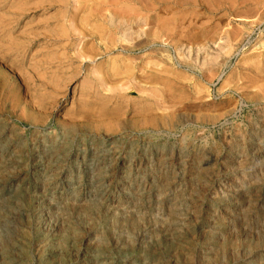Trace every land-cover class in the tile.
<instances>
[{
  "label": "rangeland",
  "instance_id": "rangeland-1",
  "mask_svg": "<svg viewBox=\"0 0 264 264\" xmlns=\"http://www.w3.org/2000/svg\"><path fill=\"white\" fill-rule=\"evenodd\" d=\"M236 1L0 0V264H264V0Z\"/></svg>",
  "mask_w": 264,
  "mask_h": 264
},
{
  "label": "bare ground",
  "instance_id": "bare-ground-1",
  "mask_svg": "<svg viewBox=\"0 0 264 264\" xmlns=\"http://www.w3.org/2000/svg\"><path fill=\"white\" fill-rule=\"evenodd\" d=\"M67 1V0H66ZM128 1H130V0H128ZM147 1H149V0H147ZM227 2L229 1V0H226ZM255 1V0H254ZM63 2V1H62ZM144 2V1H143ZM236 2H238V0L236 1ZM253 2V1H252ZM68 3V2H67ZM124 3V2H123ZM138 3V2H137ZM234 3V2H233ZM256 3H257V0H256ZM66 4V3H65ZM145 4V3H144ZM150 4H152V3H150ZM120 5V4H119ZM128 5V4H127ZM126 4L125 5H123V6H127ZM229 5V4H228ZM132 6H133V4H132ZM153 6V5H152ZM231 6V5H230ZM234 6V5H233ZM68 7V6H67ZM117 7H118V5H117ZM130 7V6H129ZM232 7V6H231ZM238 7V6H237ZM65 8V7H64ZM84 8V7H83ZM150 8V7H149ZM141 9V8H140ZM67 10V9H66ZM69 10V9H68ZM139 11V10H138ZM137 12V11H136ZM140 12V11H139ZM147 12V11H146ZM152 12V11H151ZM169 12V11H168ZM128 13V12H127ZM141 13V12H140ZM145 13V12H144ZM143 13V14H144ZM64 14V13H63ZM122 14H123V12H122ZM110 15V14H109ZM134 15V14H133ZM138 16V15H137ZM110 17V16H109ZM144 17V16H143ZM161 19V18H160ZM131 20V19H130ZM140 21V20H139ZM158 21H159V18H158ZM151 23H152V21H150ZM64 23V22H63ZM137 23H138V21H137ZM144 23V22H143ZM145 23H146V21H145ZM156 23H159V22H156ZM154 24H155V22H154ZM150 25V24H149ZM164 25V24H163ZM168 25V24H167ZM100 26V25H99ZM147 26V25H146ZM102 27V26H101ZM127 27H128V25H127ZM139 27H140V29H141V26L139 25ZM148 27V26H147ZM156 27V26H155ZM130 28V27H129ZM157 28H158V26H157ZM99 29V28H98ZM96 30V29H95ZM103 30V29H102ZM139 30V29H138ZM155 30H157V29H154V32H155ZM160 30V29H159ZM158 30V31H159ZM120 31V30H119ZM151 33V32H150ZM158 33H160V31L158 32ZM164 33V32H163ZM157 34V33H156ZM148 35H149V32H148ZM208 35V34H207ZM161 36H162V34H161ZM159 37V36H158ZM120 38V37H119ZM168 40V39H167ZM229 40V39H228ZM246 41V40H245ZM127 42V41H126ZM146 42V41H145ZM241 42V41H240ZM138 44H140V43H138ZM137 44V45H138ZM227 45V44H226ZM150 46V45H149ZM230 46H232V45H230ZM124 47V46H123ZM153 47V46H152ZM225 47V46H224ZM227 47V46H226ZM126 48V47H125ZM128 48V47H127ZM151 48V47H150ZM150 48H148V49H150ZM228 49L230 48L229 46L227 47ZM232 48L234 49V47L232 46ZM232 48H231V50H232ZM152 49V48H151ZM222 49H223V47H222ZM139 50V49H138ZM153 50V49H152ZM229 51V50H228ZM126 52V51H125ZM232 51H230V53H231ZM124 53V52H123ZM226 54V53H225ZM215 64V63H214ZM216 65V64H215ZM53 74V73H52ZM51 93V92H50ZM112 99V98H111ZM116 99V98H115ZM121 100V99H120ZM82 101V100H81ZM133 102V101H132ZM115 104V103H114ZM106 105V104H105ZM104 105V106H105ZM85 106V105H84ZM83 106V107H84ZM116 106V105H115ZM89 106H87V108H88ZM114 107V106H113ZM20 108V107H19ZM102 108H103V106H102ZM85 109V108H84ZM88 109H90V107L88 108ZM95 109V108H94ZM100 109V108H99ZM105 109V108H104ZM103 109V110H104ZM115 109V108H114ZM91 110V109H90ZM93 110V109H92ZM109 110H111V113H112V108L111 109H109ZM104 111H106V110H104ZM39 112V111H38ZM88 112V111H87ZM107 112H108V109H107ZM107 112H105V113H107ZM115 112H116V109H115ZM118 112V111H117ZM103 113V112H102ZM101 113V115H103ZM105 113H104V117L105 116H107L108 115V113H107V115H105ZM121 113V112H120ZM90 114V113H89ZM95 114V113H94ZM98 114H100V113H98ZM109 114H110V112H109ZM147 114V113H146ZM112 116H113V114H111ZM115 115V114H114ZM96 116V115H95ZM97 116H99V115H97ZM111 116V117H112ZM116 116V115H115ZM122 116V115H121ZM121 116H119V117H121ZM84 117V116H83ZM104 117H103V119H104ZM117 117V116H116ZM148 117V116H147ZM75 118V117H74ZM79 118V117H78ZM77 118V119H78ZM100 118H102V116L100 117ZM113 118V117H112ZM145 118V117H144ZM143 118V119H144ZM89 119V118H88ZM92 119V118H91ZM115 119V118H114ZM149 119V118H148ZM94 120V119H93ZM109 120H111V119H109ZM116 120V119H115ZM121 120V119H120ZM142 120V119H141ZM147 120V119H146ZM97 121H99V120H97ZM116 121H119V120H116ZM144 120H142V122H143ZM72 122V121H71ZM110 122V121H109ZM113 122H115V121H113ZM113 122H111L110 123V125H112V126H114L115 125V123H114V125L112 124ZM133 122V121H132ZM139 122V121H138ZM107 123V122H106ZM134 123H136V122H134ZM145 123H147L148 124V122H146L145 121ZM144 123V124H145ZM150 123V122H149ZM67 124V123H66ZM109 124V123H108ZM108 124L106 125V127H108ZM119 124H121V121H120V123ZM129 124V123H128ZM127 124V125H128ZM131 124H133V123H131ZM144 124H141V126L142 125H144ZM71 125H73L72 123H71ZM109 125V126H110ZM153 125V124H152ZM70 126V125H69ZM117 126V125H116ZM126 126V125H125ZM131 126H133V125H131ZM141 126H139V127H141ZM64 127V126H63ZM63 127H61V128H63ZM67 127V126H66ZM71 127V126H70ZM121 127H123V125L121 124ZM127 127V126H126ZM130 127V126H129ZM152 128H153V126H151ZM73 129H74V127H72ZM109 128H112V127H109ZM116 128H118V126L116 127ZM128 128V127H127ZM72 129V130H73ZM118 129H120V128H118ZM69 130V129H68ZM117 130V129H116ZM154 130V129H153ZM124 131V130H123ZM146 131V130H145ZM73 132V131H72ZM147 133V132H146ZM71 134V133H70ZM68 137H69V135H67ZM126 136V135H125ZM72 138V137H71ZM184 138V137H183ZM53 141V140H52ZM182 142H184V140H181ZM53 143V142H52ZM72 144V143H71ZM61 145V144H60ZM63 145V144H62ZM54 146V145H53ZM54 149V148H53ZM62 149V148H61ZM66 149V148H65ZM69 149V148H68ZM186 149V148H185ZM56 150H58V149H56ZM133 150V149H132ZM53 150H51V152H52ZM55 151V150H54ZM61 151V150H60ZM134 151V150H133ZM50 152V151H49ZM50 152V153H51ZM66 152H68V151H66ZM130 152V151H129ZM52 154V153H51ZM54 154V153H53ZM66 154V153H65ZM143 154V153H142ZM21 155V154H20ZM57 156H59V155H57ZM207 156V155H206ZM144 156H142V158H143ZM203 158V157H202ZM162 159H163V157H162ZM161 160V159H160ZM204 160H205V158H204ZM46 161V160H45ZM66 161V160H65ZM167 161V160H166ZM206 161V160H205ZM146 162V161H145ZM160 162V161H159ZM56 163V162H55ZM60 163H63V162H60ZM163 163V162H162ZM197 163H198V161H197ZM163 164H165V163H163ZM163 164L161 165V166H163ZM199 164V163H198ZM197 164V165H198ZM201 164V163H200ZM3 165V164H2ZM62 165V164H61ZM65 165V164H64ZM147 165V164H146ZM193 167V166H192ZM195 167V166H194ZM204 167V166H203ZM57 168H59V167H57ZM54 169V168H53ZM61 169V168H60ZM60 169H58V170H60ZM52 170V169H51ZM57 170V169H56ZM103 170V169H102ZM201 170V169H200ZM208 170V169H207ZM53 171V170H52ZM51 171V172H52ZM61 171V170H60ZM204 171V170H203ZM50 172V173H51ZM54 172V171H53ZM52 172V173H53ZM104 172H106V171H104ZM107 172H108V170H107ZM196 172V171H195ZM199 172H201V171H199ZM192 173H193V171H192ZM2 174V173H1ZM108 174V173H107ZM60 175V174H59ZM102 175H104V174H102ZM126 175V174H125ZM194 175V174H193ZM192 176V175H191ZM0 177H1V175H0ZM98 177V176H97ZM199 177V176H198ZM197 177V178H198ZM52 178H54V176L52 177ZM196 178V177H195ZM165 179V178H164ZM256 187V186H255ZM253 189V188H252ZM258 189V188H257ZM256 191V190H255ZM257 192V191H256ZM253 193V192H252ZM255 193V192H254ZM256 198V197H255ZM133 204V203H132ZM97 206V205H96ZM97 207H99V206H97ZM79 208V207H78ZM100 211V210H99ZM197 211V210H196ZM86 212H87V210H86ZM101 212V211H100ZM102 213V212H101ZM89 214V213H88ZM172 214V213H171ZM175 215V214H174ZM240 216V215H239ZM61 217V216H60ZM264 219V218H263ZM2 220V219H1ZM0 220V221H1ZM132 220V219H131ZM69 221V220H68ZM171 222V221H170ZM61 223V222H60ZM175 224V223H174ZM140 225V224H139ZM117 226V225H116ZM120 226V225H119ZM134 227V226H133ZM136 227V226H135ZM168 227V226H167ZM65 230V229H64ZM95 230V229H94ZM216 231V230H215ZM218 231V230H217ZM121 232V231H120ZM214 232V231H213ZM123 233V232H122ZM217 233H219V231L217 232ZM23 234V233H22ZM110 234V233H109ZM213 234V233H212ZM103 235H104V233H103ZM220 235V234H219ZM26 236V235H25ZM214 236V235H213ZM99 237V236H98ZM217 237H218V234H217ZM80 238V237H79ZM104 238V237H103ZM117 239V238H116ZM60 240V239H59ZM58 240V241H59ZM97 241V240H96ZM99 241V240H98ZM95 242V241H94ZM100 242V241H99ZM98 242V243H99ZM94 244V243H93ZM212 244V243H211ZM24 245V244H23ZM94 246V245H93ZM89 247H92V246H89ZM88 249V248H87ZM89 250V249H88ZM96 250V249H95ZM34 252V251H33ZM41 252V251H40ZM57 252V251H56ZM92 252V251H91ZM55 253V252H54ZM96 253H98V252H96ZM61 255V254H60ZM24 257V256H23ZM27 257V256H26ZM11 258V257H10ZM12 259V258H11ZM10 259V260H11ZM55 259V258H54ZM161 259V258H160ZM7 260H9V259H7ZM58 261V260H57ZM74 261V260H73ZM99 261V260H98ZM100 261H101V259H100ZM158 261V260H157ZM96 262H97V260H96ZM161 262V261H160ZM98 263V262H97ZM159 263V262H158Z\"/></svg>",
  "mask_w": 264,
  "mask_h": 264
}]
</instances>
